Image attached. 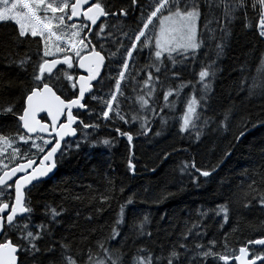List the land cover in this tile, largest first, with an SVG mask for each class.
<instances>
[{"label":"snow or ice","instance_id":"6c2138e0","mask_svg":"<svg viewBox=\"0 0 264 264\" xmlns=\"http://www.w3.org/2000/svg\"><path fill=\"white\" fill-rule=\"evenodd\" d=\"M237 27L253 38L259 62L255 76L241 68L239 86L261 100L239 116L216 106L213 87ZM0 29V89L11 93L0 104V264H264V219L252 226L259 236L235 237L231 198L180 225L162 214L169 228L160 226L161 238L136 194L125 196L113 179L111 162L102 188L88 186L87 212L44 195L76 155L118 154L125 176L135 177L143 145L155 152L170 129L187 147L162 148L159 159L194 145L213 152L229 134L235 146L249 128L264 129V0H0ZM21 45L35 52L20 55ZM260 161L235 202L264 213V142ZM143 167L158 175L157 166ZM216 167L192 156L179 175L200 187ZM144 191L155 204L173 195Z\"/></svg>","mask_w":264,"mask_h":264},{"label":"trees","instance_id":"16d2710c","mask_svg":"<svg viewBox=\"0 0 264 264\" xmlns=\"http://www.w3.org/2000/svg\"><path fill=\"white\" fill-rule=\"evenodd\" d=\"M0 37L6 38L5 30L0 29ZM252 42L251 36H246L239 27L236 28L232 47L221 62L223 71L218 75L213 85L216 93V106L218 108L220 105L231 106L238 116L248 112H257L261 104L258 97L247 95L245 90L239 86L242 80L241 68L245 70V76H248L249 73L252 76L257 74L259 62L254 60L256 53L252 49ZM35 48V45L31 47L21 45L17 51L20 55H24L25 52L34 53ZM16 71L10 69L9 74L15 76ZM0 76H3L2 68H0ZM10 94L3 93V90L0 89V104L7 103ZM169 124H172L171 120ZM238 127L239 119L235 122L233 131H236ZM170 132L171 134L166 133L165 136L156 138L162 143L156 147L155 152L152 151L153 145H143L139 154L138 174L135 177L125 176V165L118 154L104 158L88 157L83 154L76 155L63 162L59 179L46 186L47 191L44 195L48 197L50 202L55 200L57 203L61 202L60 198H66L64 199L66 206L76 205L82 211L87 212L89 206L88 186H92L93 192L97 188H102L101 173L108 171L107 163L111 162L113 167L118 169V173L114 175L113 179L117 183L124 182L126 186L125 196L132 193L136 194L138 197L136 208L140 213L150 217L152 223L148 227L154 235L159 234L163 238L160 226L163 225L164 229L169 228L168 222L160 219L164 213H167L168 221L180 225L188 218L189 214L195 216L197 209L212 208L215 203L228 201L231 198L234 201L233 215L240 222L241 228L240 232L234 234L235 237L239 238L241 234L244 237L259 236V232L252 231V226L264 219V213L258 209L245 210L235 201L242 194V190L247 189L249 177L255 175V170L259 168L261 163L260 145L264 142V129L249 128L246 138L235 146H230L229 142L232 140V136L229 134L228 140L220 138L215 141L216 147L213 152L201 147L199 153H196L194 145L187 152L177 151L173 152L167 160L159 159L157 153L162 148L171 149L172 145H176L177 148L187 147V141L177 137L174 129H170ZM226 150H230L232 155L220 162ZM192 156H195L197 162L202 166H217L212 176L199 178L200 187L191 184L187 177L181 178L179 175L180 163L184 160H190ZM145 163L150 166H157L158 175L144 168ZM181 179L183 180L182 187L180 186ZM81 182L84 187H81ZM145 187L151 189L153 194L167 188L172 191L173 195L167 200L155 204L151 202L152 196L144 191ZM75 194L84 196V202L70 199ZM69 211H72L71 207H69ZM238 213H243V215ZM208 230L210 233L216 232L214 222L209 224Z\"/></svg>","mask_w":264,"mask_h":264}]
</instances>
